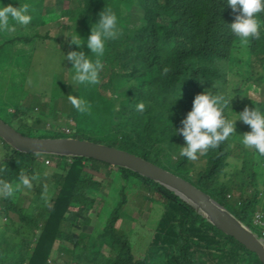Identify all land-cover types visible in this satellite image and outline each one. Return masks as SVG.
Returning a JSON list of instances; mask_svg holds the SVG:
<instances>
[{
    "label": "trees",
    "instance_id": "trees-1",
    "mask_svg": "<svg viewBox=\"0 0 264 264\" xmlns=\"http://www.w3.org/2000/svg\"><path fill=\"white\" fill-rule=\"evenodd\" d=\"M93 1L109 2L54 0L47 12L51 0H0L15 7L29 4L33 17L23 26L10 20L12 29L0 31V70L6 62L4 55L19 70H38L40 62L32 63V58L55 50L56 69L48 80L64 81L59 74L71 63L63 60V53L77 47L61 46V25L76 22L72 32L76 30L82 40L81 24ZM131 1L141 9L142 16L137 15L143 24L106 42L96 84L64 90L52 87V93L43 98L42 91L34 94V79L27 86L0 87L2 98L16 100V111L11 114L16 115L19 127L27 123V129L34 131L31 136L44 131L40 137L45 132L67 136L62 125L69 119L73 120L69 126L78 125L80 111L66 99L68 94L91 100L105 121L95 122L101 135L93 134L102 140L86 135L87 139L135 153L185 178L262 234L255 214L260 212L264 220V177H260L264 157L237 141L235 133L189 160L180 155L185 141L174 134V128L182 127L195 96L206 90L229 100L226 115L232 119L235 111L245 107L264 109L260 93L264 88V15L258 17L259 37H249L242 44L246 56L238 57L233 51L241 43L228 25L239 9L234 11L226 0ZM98 12L94 10L97 17ZM83 50L90 52L86 47ZM18 77L15 71L13 81ZM124 87V102L117 106L112 95ZM61 96L68 110L65 120L57 115ZM140 102L143 111L136 109ZM35 105L52 107L51 114L43 113L49 129L28 123ZM236 128L250 131L240 120ZM50 162L55 166H49ZM21 172L37 179L31 188L0 195V264H263L255 252L210 223L174 191L136 171L93 158L25 153L0 137V180L18 182ZM26 189L30 192L25 193ZM140 197L139 214L152 202L162 212L152 236L141 240L136 252L130 235L117 222L126 215L127 205ZM25 199L29 206L23 205ZM107 205L112 206L102 215ZM133 220L138 222L139 217ZM132 233L137 238L139 229Z\"/></svg>",
    "mask_w": 264,
    "mask_h": 264
},
{
    "label": "clouds",
    "instance_id": "clouds-1",
    "mask_svg": "<svg viewBox=\"0 0 264 264\" xmlns=\"http://www.w3.org/2000/svg\"><path fill=\"white\" fill-rule=\"evenodd\" d=\"M226 2L234 11L239 9V14L228 25V28L232 34L239 38L240 43H247L249 37H259L261 24L258 17L264 15V0H226ZM29 9L30 5L26 3L19 4L18 7L12 4H0V31L12 29L13 25L9 23L10 20L22 26L28 25L33 18ZM118 34L117 17L110 9H103L99 13L96 22L91 25L90 34L83 42L76 30L65 34L66 38L70 37L69 47L76 45L80 49L79 51H68L66 55L63 53V60L67 59L72 65L70 68L72 70L70 82L72 85L78 87L98 82L99 73L103 67L100 58L104 54L105 44L108 40L115 39ZM84 47L90 52L86 53L83 50ZM67 99L77 111L87 110L88 104L82 97L68 94ZM228 104L229 100L221 93L206 90L195 96L191 110L181 121L182 127L174 128V134L182 135L185 141L180 149L181 156L195 160L198 152L217 147L221 142L237 133L235 122L240 120L250 127V131L239 134L240 143L246 147L254 148L260 156L264 157V109L257 106L252 109L245 107L243 111H235L236 118L232 119L226 115ZM136 109L143 111L144 103H138ZM36 179V175L30 176L21 172L18 182L9 183L6 180H0V195L12 196L21 187L31 188L32 181ZM257 215L262 222L257 224L263 226L264 232L263 215L260 212L255 214V216ZM259 235L264 236V233Z\"/></svg>",
    "mask_w": 264,
    "mask_h": 264
},
{
    "label": "rangeland",
    "instance_id": "rangeland-1",
    "mask_svg": "<svg viewBox=\"0 0 264 264\" xmlns=\"http://www.w3.org/2000/svg\"><path fill=\"white\" fill-rule=\"evenodd\" d=\"M54 0H51V3L47 7V12L51 11L53 9L54 5ZM123 0H109L107 4H99L97 1H93L90 4L89 12L87 16L84 18L81 26V34L83 35V38L81 42H83L87 36L90 34L91 31V25H94V22L98 19L97 16L94 15V10H98V14L103 10V9H110L113 11L117 17V27L119 29V34L116 38H119L120 36H123V34L128 30V29H134L135 27H139L141 24H143V20L137 15L141 13V9L136 5L133 4L131 0H125L124 3L122 2ZM133 10V13H132ZM142 16V13H141ZM76 22L72 23H64L61 25V31L59 34L60 39H61V46H68V40L70 37H65V34H70L72 33L73 28L75 27ZM240 42V41H239ZM77 47L76 45H74ZM78 51L80 49L76 48ZM234 54L238 57H244L246 56L244 50L242 49V44H240L239 47H236L234 49ZM55 55V59L53 60V57L51 58V55ZM5 58V64L0 70V87L1 89L3 88H8V87H22V85H29L31 83V80H36L33 82V88H35V95H40L42 91V96L47 97L52 93V87L60 86L62 90L75 87L72 85L71 82V64H68L66 69L64 71H61L59 74V78H63L64 81H51L48 80L49 76H52L55 72L56 69V60H57V54L54 51H50L49 53L42 52L39 56L32 58V63H39L40 62V68L38 70H33V71H28L27 69L25 70H19V68L16 66V64L12 61H8L7 57L8 55L2 56ZM67 60V59H65ZM15 71L19 72V77L15 81H13V75L15 74ZM22 71V72H21ZM26 71V72H24ZM31 75V76H30ZM262 75H264V69L262 71ZM12 83V84H11ZM125 84V83H122ZM126 87L121 88L118 94H113V100L116 101V105L119 106L121 102H124V97L126 95ZM264 96V88L261 89L260 92ZM16 96H19V92L16 93ZM67 99V98H66ZM63 97H58L57 102H56V109L58 110V117L59 118H64V120L68 117L65 111L67 110V106H64L63 104ZM85 101L88 104L87 110L82 112H78V125L76 126H69L67 123L71 122L73 120L69 119L68 122L64 123L62 125V129L68 132L67 130L69 129L70 132L72 131V134H67L64 133L67 136L70 137H76V138H81V139H87L85 136H91L95 140H102L100 138L95 137V135H101L100 130H97L100 126L95 123L98 122V119L104 120L105 121V115L100 112L96 111V108L92 106V101L89 99H85ZM122 106V105H121ZM17 108V102L16 100L13 101H8L2 98V95L0 94V118L6 121L11 122L16 128H19L18 131L21 133L31 136L29 134H34V131L27 129V123L23 125L22 127H19L18 123L16 122L17 117L16 115H12L11 112H15ZM33 112L30 114V118L28 123L33 126H39V127H45L46 129L50 128V125L47 124V120L45 118L44 111L48 114L52 113V107L47 105L46 108L40 106V105H35ZM63 108V109H62ZM64 112V113H63ZM78 132L77 136L75 135L76 132ZM236 140L239 141L238 137L239 134H243L247 131H244L242 129L236 128ZM44 131L40 130L34 135V137H40L41 134H43ZM47 137H52L50 136V132H45ZM90 140V139H89ZM235 140V141H236ZM240 142V141H239ZM49 166H55V162H50ZM231 168V167H230ZM260 177H264V174L262 173ZM29 190H25V193H29ZM105 196V194H104ZM103 198L99 200L98 205L95 207L97 211L102 205ZM29 201L25 199L23 201L24 206H29ZM142 202L141 197L136 198L135 201H131L129 205L126 207V215L122 217L121 220L117 222L119 227H121L125 233L130 235V239L132 240V247L133 250L136 252H139V248L141 247V240L144 238L150 237V234L152 236L153 229H155L156 224L161 216V206L158 204L149 203L148 205L143 206L144 212L142 214L138 213V207L140 206ZM112 206V205H111ZM111 206H105L102 210V215H106L108 211L110 210ZM149 209V210H148ZM137 216L139 217L138 222H134L133 217ZM93 220L96 221L95 215H93ZM93 222V223H94ZM144 227H143V226ZM139 229V234L137 235V238H135L136 235H132L133 231L136 229ZM132 233V234H131ZM135 238V239H134ZM136 241H138V244H136Z\"/></svg>",
    "mask_w": 264,
    "mask_h": 264
},
{
    "label": "water",
    "instance_id": "water-1",
    "mask_svg": "<svg viewBox=\"0 0 264 264\" xmlns=\"http://www.w3.org/2000/svg\"><path fill=\"white\" fill-rule=\"evenodd\" d=\"M0 137L25 153L93 158L136 171L161 183L191 205L200 215L224 233L233 236L255 252L264 264V236L237 218L224 205L185 178L135 153L89 139L70 136L34 137L17 131L0 118Z\"/></svg>",
    "mask_w": 264,
    "mask_h": 264
},
{
    "label": "built area",
    "instance_id": "built-area-1",
    "mask_svg": "<svg viewBox=\"0 0 264 264\" xmlns=\"http://www.w3.org/2000/svg\"><path fill=\"white\" fill-rule=\"evenodd\" d=\"M67 131L70 132L69 129H68ZM255 222H256V223H262L261 220H260L259 215L256 216ZM263 233H264V232H263Z\"/></svg>",
    "mask_w": 264,
    "mask_h": 264
}]
</instances>
